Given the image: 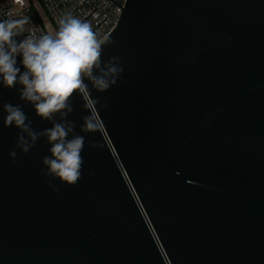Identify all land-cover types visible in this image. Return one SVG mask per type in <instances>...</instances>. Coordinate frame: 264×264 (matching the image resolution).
<instances>
[{
    "label": "water",
    "instance_id": "95a60500",
    "mask_svg": "<svg viewBox=\"0 0 264 264\" xmlns=\"http://www.w3.org/2000/svg\"><path fill=\"white\" fill-rule=\"evenodd\" d=\"M120 9L102 61L123 72L92 92L103 138L80 131L88 113L72 98L75 186L43 175L44 138L16 148L3 104L37 132L52 124L0 77V264H264V0Z\"/></svg>",
    "mask_w": 264,
    "mask_h": 264
},
{
    "label": "clouds",
    "instance_id": "9594fccd",
    "mask_svg": "<svg viewBox=\"0 0 264 264\" xmlns=\"http://www.w3.org/2000/svg\"><path fill=\"white\" fill-rule=\"evenodd\" d=\"M16 2L21 6L24 4V0ZM8 17L0 20L2 83L8 89L21 85L20 100L31 104L36 116L50 122L52 127L35 131L21 106L11 103L3 104L5 127L14 126L19 130L16 148L24 154L44 138L51 147L50 156H45L42 161L47 169L43 175L75 186L81 178L84 164L81 153L85 138L76 134L75 123L68 119L73 112L72 98L79 95L83 110L88 113L83 117L80 131L85 134L100 133L103 138L99 100L93 98L92 92H107L123 72L119 57L102 61L104 47L112 45L113 41L107 35L101 38L89 22L68 13L59 19L58 31L50 29L47 34L39 36L35 32H27V37L17 42L15 38L26 32L25 26L30 24V19L28 16L11 18V12ZM18 55L22 56L26 69L23 73L16 66ZM90 147L101 145L91 144ZM9 155L14 162L16 152ZM49 186L53 187L51 183ZM57 190L53 187V191Z\"/></svg>",
    "mask_w": 264,
    "mask_h": 264
},
{
    "label": "built area",
    "instance_id": "2783aa9c",
    "mask_svg": "<svg viewBox=\"0 0 264 264\" xmlns=\"http://www.w3.org/2000/svg\"><path fill=\"white\" fill-rule=\"evenodd\" d=\"M125 0H24L23 6L16 0H0V13L7 11L12 13L11 18H22L28 16L30 24L25 26L26 32H35L37 36L47 34L51 29L58 31V21L64 15L71 13L73 16L84 20L96 7V9L84 20L89 22L94 31L102 38L109 35L117 26L121 16ZM3 14L5 19L9 18L8 13ZM0 15V20H4ZM27 36H18L17 42ZM22 64V56H17V65Z\"/></svg>",
    "mask_w": 264,
    "mask_h": 264
}]
</instances>
